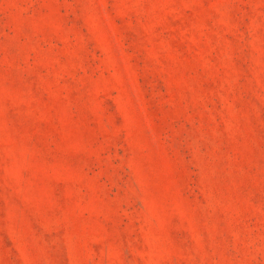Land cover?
Returning a JSON list of instances; mask_svg holds the SVG:
<instances>
[{"label":"rangeland","instance_id":"rangeland-1","mask_svg":"<svg viewBox=\"0 0 264 264\" xmlns=\"http://www.w3.org/2000/svg\"><path fill=\"white\" fill-rule=\"evenodd\" d=\"M0 264H264V0H0Z\"/></svg>","mask_w":264,"mask_h":264}]
</instances>
